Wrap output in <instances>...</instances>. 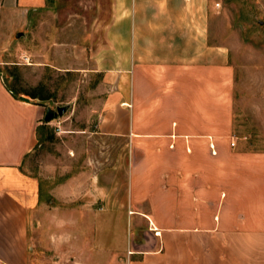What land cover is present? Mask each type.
<instances>
[{
  "label": "crops",
  "instance_id": "crops-1",
  "mask_svg": "<svg viewBox=\"0 0 264 264\" xmlns=\"http://www.w3.org/2000/svg\"><path fill=\"white\" fill-rule=\"evenodd\" d=\"M107 3L86 43L55 49L57 66L101 73L113 93L94 134L130 136L128 181L116 206L133 212L121 215L122 228L142 222L149 234L136 248L121 240L115 252L130 253L126 264H264V151L248 150L233 134V69L227 49L209 43L212 0ZM48 8L46 0H0V11L31 32ZM39 56L35 65L49 63ZM45 110L13 97L0 75V264H34L39 184L20 165L37 144ZM93 181L104 198L112 194Z\"/></svg>",
  "mask_w": 264,
  "mask_h": 264
},
{
  "label": "rangeland",
  "instance_id": "rangeland-1",
  "mask_svg": "<svg viewBox=\"0 0 264 264\" xmlns=\"http://www.w3.org/2000/svg\"><path fill=\"white\" fill-rule=\"evenodd\" d=\"M103 3L46 0L49 13L43 14V26L33 27L32 32L16 26L13 16L0 11L2 80L30 91L37 88L39 92L42 86L40 92L48 97L42 102L46 108L55 111L57 107H67L62 116L47 122L41 141L37 140L20 165V170L39 184L30 249L34 264H126L130 253L125 250L124 258L115 252L120 241L130 240L136 248L149 234L142 222L134 227L124 222L122 228L121 215L133 212H123L116 206L124 198L128 181L132 148L129 142L126 146V141L130 136L94 134L104 104L113 93L107 84H100L101 73L78 72L71 67L65 71L56 61L57 42L64 41L68 46L72 41L86 43L90 36L87 29L102 24L103 5H108ZM212 8L209 43L227 49L233 69V134L245 139L248 150L264 151V0H212ZM97 18L100 20L95 24ZM72 27L79 31L78 35L72 33ZM18 33L21 35L16 37ZM41 47L49 63L37 66L44 60L39 56ZM67 54L71 58V52ZM70 62L68 59L69 65ZM84 66L90 67L88 62ZM10 71L19 77L11 78ZM17 78L18 83L14 81ZM94 178H98V185L110 186L112 194L104 198L98 193L97 187L91 185ZM107 236L111 242L103 246ZM104 247L114 251L111 257L104 253Z\"/></svg>",
  "mask_w": 264,
  "mask_h": 264
},
{
  "label": "trees",
  "instance_id": "trees-1",
  "mask_svg": "<svg viewBox=\"0 0 264 264\" xmlns=\"http://www.w3.org/2000/svg\"><path fill=\"white\" fill-rule=\"evenodd\" d=\"M14 69H16V68H14ZM9 76L11 78H13L14 76H17V75L14 74L12 71H10L9 72ZM17 77H19V76H17ZM2 81H3V84H4L5 88L15 98H19L20 96L25 95V96H28L29 98L33 99V100H38V102H40V103H42L43 101L48 99V97L45 94L40 92V89H42L40 87H42V86H39V92H37V88H35L34 90H31V91L27 90V89H18V88H15L14 85L8 84L4 80H2ZM14 81L18 83L19 79L17 78ZM46 124H47V122H45L42 125L37 127L36 133H37L38 142L41 141V136L43 135L44 129L46 127L45 126Z\"/></svg>",
  "mask_w": 264,
  "mask_h": 264
},
{
  "label": "water",
  "instance_id": "water-1",
  "mask_svg": "<svg viewBox=\"0 0 264 264\" xmlns=\"http://www.w3.org/2000/svg\"><path fill=\"white\" fill-rule=\"evenodd\" d=\"M21 34L18 33L16 35V37H19ZM21 100H28V98H25L23 96H20L19 97ZM67 110V107L66 106H63V107H57L55 111L49 109V108H46L45 110V115H44V121L45 122H49L51 121L52 119H54L56 116H62Z\"/></svg>",
  "mask_w": 264,
  "mask_h": 264
},
{
  "label": "built area",
  "instance_id": "built-area-1",
  "mask_svg": "<svg viewBox=\"0 0 264 264\" xmlns=\"http://www.w3.org/2000/svg\"><path fill=\"white\" fill-rule=\"evenodd\" d=\"M218 6V4H216V7ZM25 62H27V59L26 58H24L23 59ZM234 145V143H231V146H233ZM212 148H213V146H211Z\"/></svg>",
  "mask_w": 264,
  "mask_h": 264
}]
</instances>
